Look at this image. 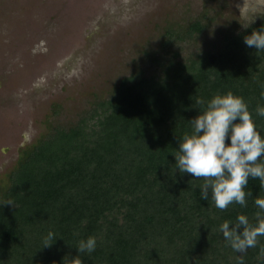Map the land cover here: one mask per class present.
<instances>
[{
	"label": "trees",
	"instance_id": "1",
	"mask_svg": "<svg viewBox=\"0 0 264 264\" xmlns=\"http://www.w3.org/2000/svg\"><path fill=\"white\" fill-rule=\"evenodd\" d=\"M261 26L264 14L184 59L166 50L173 39L166 30L168 56L150 59L153 74L123 77L73 125L21 150L0 195V264H61L88 236L97 246L79 254L83 264H240V255L243 264H264V236L240 254L219 231L240 213L255 222L253 198L264 196L259 179L249 177L247 207L233 202L221 210L201 200L204 178L176 171L172 155L202 110L196 99L217 92L243 97L264 136V117L255 112L264 105V51L243 42ZM203 28L192 21L185 32ZM49 231L60 238L43 247Z\"/></svg>",
	"mask_w": 264,
	"mask_h": 264
},
{
	"label": "rangeland",
	"instance_id": "2",
	"mask_svg": "<svg viewBox=\"0 0 264 264\" xmlns=\"http://www.w3.org/2000/svg\"><path fill=\"white\" fill-rule=\"evenodd\" d=\"M242 3L0 0V195L21 150L73 125L123 77L153 74L150 59L168 56L166 30L173 31L166 50L181 59L211 50L264 14L262 6L245 15ZM192 21L204 28L188 36Z\"/></svg>",
	"mask_w": 264,
	"mask_h": 264
},
{
	"label": "clouds",
	"instance_id": "3",
	"mask_svg": "<svg viewBox=\"0 0 264 264\" xmlns=\"http://www.w3.org/2000/svg\"><path fill=\"white\" fill-rule=\"evenodd\" d=\"M264 6V0L249 6L243 3L241 9L245 15L255 13ZM244 44L257 52L264 51V26L253 29L243 37ZM264 97V92L261 93ZM198 114L190 119L191 131L178 139V150L174 156L176 171L189 173L194 178H204L198 185L201 200L211 199L221 210L235 202L247 207L246 197L253 196L245 191L249 177L259 179L260 188H264V136L258 130L243 97L231 90L217 92L210 99L198 97ZM255 112L264 117V105L257 104ZM227 141V142H226ZM257 211L255 222L246 214L240 213L234 221L224 220L219 224L226 243L237 253L243 254L249 248L256 247L258 237L264 236V196L259 192L253 198ZM11 204V202H7ZM57 238L49 231L43 247L52 246ZM97 246L95 236L78 241L76 254L65 253L61 264H83L80 253H92ZM259 257L264 259V247ZM243 264V256L237 257Z\"/></svg>",
	"mask_w": 264,
	"mask_h": 264
}]
</instances>
